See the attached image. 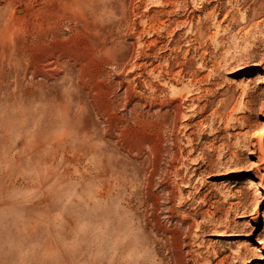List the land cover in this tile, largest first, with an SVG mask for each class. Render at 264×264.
<instances>
[{
  "label": "rangeland",
  "instance_id": "rangeland-1",
  "mask_svg": "<svg viewBox=\"0 0 264 264\" xmlns=\"http://www.w3.org/2000/svg\"><path fill=\"white\" fill-rule=\"evenodd\" d=\"M0 264H264V0H0Z\"/></svg>",
  "mask_w": 264,
  "mask_h": 264
},
{
  "label": "bare ground",
  "instance_id": "bare-ground-1",
  "mask_svg": "<svg viewBox=\"0 0 264 264\" xmlns=\"http://www.w3.org/2000/svg\"><path fill=\"white\" fill-rule=\"evenodd\" d=\"M251 185H252V187L254 186L253 183H252ZM252 187H251V188H252Z\"/></svg>",
  "mask_w": 264,
  "mask_h": 264
}]
</instances>
